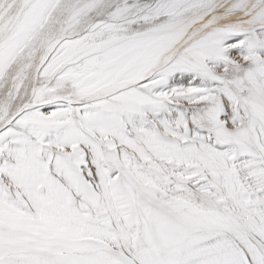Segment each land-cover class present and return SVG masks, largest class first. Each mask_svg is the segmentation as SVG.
<instances>
[{
	"label": "snow or ice",
	"instance_id": "obj_1",
	"mask_svg": "<svg viewBox=\"0 0 264 264\" xmlns=\"http://www.w3.org/2000/svg\"><path fill=\"white\" fill-rule=\"evenodd\" d=\"M0 264H264V0H0Z\"/></svg>",
	"mask_w": 264,
	"mask_h": 264
}]
</instances>
